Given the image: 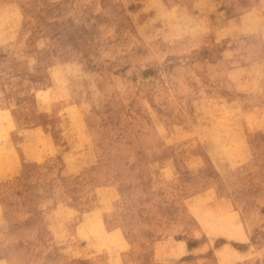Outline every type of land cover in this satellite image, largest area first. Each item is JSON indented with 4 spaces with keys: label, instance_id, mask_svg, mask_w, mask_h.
Instances as JSON below:
<instances>
[{
    "label": "rangeland",
    "instance_id": "374dc122",
    "mask_svg": "<svg viewBox=\"0 0 264 264\" xmlns=\"http://www.w3.org/2000/svg\"><path fill=\"white\" fill-rule=\"evenodd\" d=\"M195 1L197 5L190 9L192 0H0V133L7 135L14 130V145L21 155L17 162L7 160L10 165L0 162V170L5 169L11 178L10 184L5 177L0 180V202L11 186H15V192L30 188L39 200L44 216L51 219L54 215L63 190L62 158L72 153L81 126L78 127L69 109L58 108L53 113L39 111L30 100H41L49 90L46 67L51 64L60 67L73 57L74 62L83 64L79 67L88 72L95 74L103 70L110 77L120 73L129 89L125 100L127 108L138 105L139 95L149 100L153 92L154 101L161 103L159 107L165 115L159 124L183 132L186 138L194 137L196 145L191 147L170 142L159 143L153 148L141 145L136 151L147 163L171 161L174 164L176 173L169 185L171 188L182 187L196 178L204 179L205 183L212 182L214 194L203 189L201 192L203 219L185 212V229L179 230L175 223L171 224L172 233L168 239L177 247V254L168 258V264H193L197 259L202 264H246L253 257L259 258L257 254L264 255V251L261 252L264 249V123L261 122L260 127L252 125L253 128L244 132L242 122L236 129L239 133H228L231 126L245 116L240 112L246 109L240 108V104H245L241 101L247 98L246 92L235 86L222 87L209 77L196 75L200 69L197 64L210 65L212 58L222 60L227 45H234L238 39L247 41L257 36L262 41L258 44L264 49V0H246L245 3L252 15L263 18L259 35L248 29L251 22L244 19L240 10L245 5L239 4L240 1H222L215 6L204 4L202 7L200 1L204 0ZM220 13L225 14L228 21V17H234L238 22L235 25L226 23L232 26L225 31L221 28L216 35L211 32L199 42L186 37L187 43L181 49L159 48L156 44L147 46L139 36L142 32H155L161 16H173L178 26L190 28V18L195 24L214 19ZM137 32L139 34L134 35ZM123 39H130V44L118 45ZM159 42L167 44L161 38ZM234 47L237 51L240 49V45ZM240 66L252 67L253 63L241 62ZM179 67L197 76L198 83L193 81L186 85L185 93L173 79L174 74L181 76ZM198 85L202 92L196 94ZM256 85H260V80ZM196 87L198 90H194ZM37 92H40L39 96ZM192 92L197 99L194 104L190 101ZM218 95L220 98L216 101L206 98ZM233 96L241 99L233 100ZM90 104L100 109V114H111L116 106V103H101L95 98L90 99ZM181 105L187 106L185 116ZM154 107L152 104L149 110L146 108V115L151 119ZM157 116L155 114L154 119ZM85 122L91 128L92 122ZM255 128L259 129L253 131ZM216 138L220 139L219 148L224 153L223 156L219 154L220 160L223 163L224 158L231 156L234 171L226 165L220 169L208 163L210 145ZM113 140L114 137L109 138V142ZM96 148L103 152L105 146L100 144ZM87 158L88 154L81 152L80 161ZM72 159L76 160L75 157ZM12 164L14 170L10 169ZM136 185L138 191L147 192L146 200H149L152 191H148L142 182ZM130 187L122 186L120 190L127 193ZM145 197L139 196L135 201L141 203ZM74 200L86 214V204L93 202L96 205L98 199L92 192L83 197L76 196ZM163 200V206L158 203L159 211L174 220L179 211L173 205L172 197L165 196ZM122 206L128 215L127 224L120 222L122 234L138 245L154 244L156 225L145 213L146 208L125 201ZM82 229L79 226L81 234ZM58 238L67 241L70 248L76 236L63 233ZM54 247L55 250L41 245L35 252L42 249L51 257L55 253L58 256L56 264H78L79 261L100 264L101 259L106 260L109 256L107 254H116L110 244L105 246V252L101 251L100 257L89 248L81 254L78 244L73 247V252L69 249L66 252L59 245ZM126 254L125 261H121L119 255L113 256V264H144L140 252L127 251Z\"/></svg>",
    "mask_w": 264,
    "mask_h": 264
},
{
    "label": "bare ground",
    "instance_id": "6f19581e",
    "mask_svg": "<svg viewBox=\"0 0 264 264\" xmlns=\"http://www.w3.org/2000/svg\"><path fill=\"white\" fill-rule=\"evenodd\" d=\"M222 1L231 0H204L200 1V7L204 4L215 6ZM237 1H240L239 4L243 6L246 3V0ZM196 3L198 2L192 0L189 3L190 9H194ZM159 5L161 4L159 3ZM144 7L146 8V6ZM241 8L240 11H243L244 19L251 22L248 29L253 34L258 33L259 35L262 30V16L252 15L247 5ZM158 13L160 14V12ZM214 17V19H205L195 24H192L190 18L191 26L187 28L183 25L178 26V21L173 16L169 18L161 16L158 19L159 28L155 32H142L139 36L143 38L142 42L147 46L156 44L157 47L166 46L181 49L187 43L186 37L191 38L193 42H199L211 32L216 35L221 28L225 31L229 26L226 23L235 25L238 22V18L234 20V17H228V21L223 13L216 14ZM150 18L149 20H151ZM231 24L229 27L232 26ZM143 25L145 27V23ZM137 34L139 32L134 35ZM160 38L167 44L163 45L159 42ZM260 42L262 41L257 39V36L255 39L248 38L247 41L238 39L234 44L240 45L238 51L233 43L230 46L228 44L223 51L224 58L222 60L212 58L210 65L208 63L206 65L199 64L201 67L197 64V68L200 69L196 75L202 74L203 77H209L213 83L222 87L235 86L247 94V98L241 101H244L245 104H240V108L246 109L240 112L245 116L232 125L228 133H232V131L234 134L239 133L236 129L242 122L244 123L242 125L244 132L253 128L252 125L260 127L261 122L264 123V49L262 45L258 44ZM129 44L130 39L118 42V45ZM241 62H251L253 66L242 68ZM81 65L83 64L75 63L73 57H69L60 67L52 64L47 66L45 78L49 90L41 100L38 98L30 100L31 105H34L39 111L53 113L58 108L69 109L73 113L78 127L81 126V128L77 131L72 153L62 158L63 190L51 219L44 216L39 206V200L30 188L15 192V186H11L4 200L0 202V264H56L58 256L55 253L51 257L45 250L40 249L39 253L35 251L41 245L52 247L53 250H55L54 246L59 245L64 248V251L67 252L69 249L73 252L72 249L77 244L80 245L81 254L86 248H89L94 249L95 251L92 252H97L98 256L103 255L101 251L105 252L106 245L114 246L116 254H107L109 256L105 257L106 260L101 259L100 264H113L112 258L115 255H119L120 260L125 261L127 251L140 252L144 257V264H168V258L177 254V247L170 243L171 239H168V235L172 233L170 231L171 224L175 223V227L179 230L185 229L186 222L183 220L185 212H190L197 219H203L205 211L201 192L205 190L214 194L212 182L205 183L204 179L196 178L197 180H192L182 187L176 185L171 188L169 185L176 173L174 164L171 161L164 163L148 161L149 163H147L144 158L137 155L136 151L141 145L153 148L159 143L170 142L174 145L184 143L186 147H191L196 145L193 141L194 137L186 138L183 132L178 133L173 128L167 129L159 124L160 118L165 115L163 108L159 107L161 103L154 101L155 94L153 92L149 100L143 98V95H139L138 105L140 108L137 109L138 105L127 108L125 100L129 96V89L120 73H116L117 76L113 75L112 77L103 70L94 74L79 67ZM177 70L181 76L174 74L173 79L181 92L185 93L186 85L193 81L197 82V76L182 71L180 67ZM257 80H260L259 86L256 85ZM194 90H198V87ZM198 92H202L200 86L196 94ZM39 93L37 92V96ZM194 95L192 92L190 97L192 104L197 100ZM91 98L98 99L101 103H116V106L112 109L111 114H100V109L91 106ZM206 98L216 101L220 95ZM232 98L233 100L241 99L237 96ZM152 104L155 107L151 119L146 115V112ZM181 108L185 116L187 106L181 105ZM155 114L158 116L154 119ZM5 116L8 119V115ZM85 120L92 122L91 128L87 127ZM257 129L259 128H255L253 131ZM111 137H114V140L109 142ZM9 142L10 144L7 145ZM14 142V130H11L7 135L6 132L0 133V162L10 165L11 163L7 160H11L13 163L21 159ZM100 144L105 146L103 152L96 148ZM219 145V138L211 142L208 163L217 165L220 169L226 165L228 169L234 171L230 160L231 156L224 158L223 163L220 160L219 154L223 156L224 153ZM81 152L88 154L86 160L80 161ZM73 157L76 160H73ZM11 166L10 169L15 167L13 164ZM27 167L24 165L25 169ZM164 172L166 174L162 175ZM116 175L118 177H115ZM160 175L166 179H162ZM3 177L5 180L9 179L8 184H10L11 178L8 177L5 169L0 170V180ZM138 182H142L148 191H152L150 196L148 195L149 200H146L147 192L138 191L136 185ZM118 185L121 187L113 189ZM122 186L131 187L127 193H123L120 190ZM92 192L98 199L97 204L93 205V202H88L85 206L87 213L84 214L80 204L74 198L76 196L83 197ZM139 196H146L141 203L135 201ZM165 196L172 197V203L179 211L174 220L166 218L159 211L158 203L161 204L160 207L163 206L165 203L163 197ZM123 201L146 208L145 213H148L149 219L156 225L154 229L156 242L154 244L138 245L129 236L122 234L120 222L123 221L124 225L128 222L127 211L122 206ZM104 224L108 227L107 229ZM79 226L83 228V234L79 232ZM63 233L76 236L70 248L67 241L58 238ZM263 251L264 249H261V252ZM257 257L259 258H251L246 264H264V255L257 254ZM78 264L85 263L79 261ZM193 264H202V262L197 259Z\"/></svg>",
    "mask_w": 264,
    "mask_h": 264
}]
</instances>
